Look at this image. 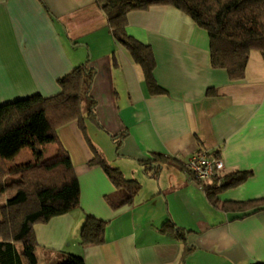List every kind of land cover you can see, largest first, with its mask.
<instances>
[{
	"label": "crops",
	"instance_id": "0c3cea01",
	"mask_svg": "<svg viewBox=\"0 0 264 264\" xmlns=\"http://www.w3.org/2000/svg\"><path fill=\"white\" fill-rule=\"evenodd\" d=\"M127 19V33L151 46L154 77L165 93L149 91L95 0H0V105L55 95L57 79L88 61L95 68L90 95L96 106L86 119L87 136L109 164L141 186L131 203L111 208L106 197L115 187L99 165L89 164L93 154L77 122L58 128L80 184L79 205L35 225L37 263L39 254L43 264H54L61 253L85 264L264 263V210L212 205L185 169L198 150L219 155L224 170L218 178L250 173L218 191L220 202L264 197V58L252 51L244 78L231 81L225 69L210 66L207 32L182 11L155 5ZM57 153L56 143L32 145L6 164L15 169ZM152 153L175 161L162 163L153 176L139 162ZM86 215L107 221L103 243L80 244ZM166 221L187 232V245L163 229Z\"/></svg>",
	"mask_w": 264,
	"mask_h": 264
},
{
	"label": "trees",
	"instance_id": "16d2710c",
	"mask_svg": "<svg viewBox=\"0 0 264 264\" xmlns=\"http://www.w3.org/2000/svg\"><path fill=\"white\" fill-rule=\"evenodd\" d=\"M103 11L110 33L141 68L152 94H162L154 77L156 60L150 45L126 31L128 13L155 5H169L188 15L209 37V59L212 68L225 69L231 81L243 79L252 51L264 58V0H95ZM95 68L88 61L77 65L57 79L60 92L44 97L32 94L0 105V264H37L38 243L34 227L79 205L80 184L72 159L58 136V128L76 121L93 154L90 165H99L115 187L106 197L116 209L133 201L141 186L126 178L109 164L86 133V119L94 117L96 100L90 95ZM56 143L57 155L40 164H28L9 171L5 161L21 149L32 145ZM215 156H219L213 154ZM175 161L161 153L139 160L146 172L157 175L162 163ZM155 164V165H153ZM185 169L189 173V170ZM250 176L233 171L219 184L203 190L209 202L225 211L254 213L264 210V197L244 202H220L216 193L236 186ZM219 179L221 181H219ZM249 210V211H248ZM107 221L86 215L80 230L81 245H98L105 241ZM186 244V231L170 221L163 224ZM187 245V244H186ZM186 246V251H188ZM54 264H85L83 258L61 253ZM255 264H264L261 262Z\"/></svg>",
	"mask_w": 264,
	"mask_h": 264
},
{
	"label": "built area",
	"instance_id": "2783aa9c",
	"mask_svg": "<svg viewBox=\"0 0 264 264\" xmlns=\"http://www.w3.org/2000/svg\"><path fill=\"white\" fill-rule=\"evenodd\" d=\"M191 182L201 189L204 183L212 181L224 170V162L220 156L205 151H196L186 160Z\"/></svg>",
	"mask_w": 264,
	"mask_h": 264
},
{
	"label": "rangeland",
	"instance_id": "374dc122",
	"mask_svg": "<svg viewBox=\"0 0 264 264\" xmlns=\"http://www.w3.org/2000/svg\"><path fill=\"white\" fill-rule=\"evenodd\" d=\"M41 163V162H40ZM40 163H38V164H40ZM30 165H32V164H30ZM5 166H6V168H7V170H9V171H16L17 169H21V168H23L24 166H22V167H17V168H15V169H11V167L10 166H8L7 164H6V161H5ZM4 199H1L0 200V202L1 203H4ZM39 253V252H38ZM41 253V252H40ZM39 257H40V261H38V263L37 264H43V260H42V258H43V255H41V254H39Z\"/></svg>",
	"mask_w": 264,
	"mask_h": 264
}]
</instances>
